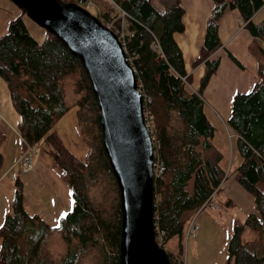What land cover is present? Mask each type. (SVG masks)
I'll return each mask as SVG.
<instances>
[{"label": "trees", "instance_id": "trees-1", "mask_svg": "<svg viewBox=\"0 0 264 264\" xmlns=\"http://www.w3.org/2000/svg\"><path fill=\"white\" fill-rule=\"evenodd\" d=\"M91 2L89 13L119 39L135 73L144 112L151 117L153 162L163 170L153 177L154 234L162 233V246L178 240L177 252L164 251L169 264L182 263L189 221L227 179L202 93L220 63L215 56L221 46L219 20L226 10L238 13L253 38L258 77L248 92L234 95L225 125L240 157L235 181L252 196L255 212L233 223L225 264H264V17L257 18L264 0H212L203 42L192 62V67L203 65L195 89L174 40L184 31L181 0ZM45 32L37 42L20 16L12 19L0 36V76L19 115L16 131L22 151L46 143L52 163L70 188L72 205L50 225L26 211L23 185L15 178L10 211L0 225V264H119V189L103 149L96 99L81 62L54 34ZM227 56L243 68L232 54ZM70 110L76 120L73 143L84 149L83 157L69 151L55 129ZM4 141L0 129V146ZM2 160L0 153V172Z\"/></svg>", "mask_w": 264, "mask_h": 264}, {"label": "water", "instance_id": "water-1", "mask_svg": "<svg viewBox=\"0 0 264 264\" xmlns=\"http://www.w3.org/2000/svg\"><path fill=\"white\" fill-rule=\"evenodd\" d=\"M11 1L54 34L88 76L100 112L103 149L119 189V264H169L154 242L153 150L144 126L142 97L118 38L75 3Z\"/></svg>", "mask_w": 264, "mask_h": 264}, {"label": "rangeland", "instance_id": "rangeland-1", "mask_svg": "<svg viewBox=\"0 0 264 264\" xmlns=\"http://www.w3.org/2000/svg\"><path fill=\"white\" fill-rule=\"evenodd\" d=\"M89 12H91V10ZM17 16H20L25 24L27 32L37 42H41L45 38V30L36 25L27 14L11 0H0V36L6 33L9 22ZM236 41L240 44L239 48H241L243 46L241 38L236 39ZM252 47H254V45H252ZM237 53L239 55L242 54V59L244 57L245 60L248 57L250 58V53L247 51L244 53ZM206 114L215 127L213 143L222 154L221 165L226 172L227 179L222 183L220 190L217 193L214 192L215 194L212 198V202L215 204V210L207 207L197 214L193 223V225L196 226L194 235L184 237V254L182 259L185 260L186 264H225L226 245L232 232L233 223L235 221H242L248 213L255 212L252 196L235 181L234 170L240 163L235 137L232 131L225 125L226 120L222 119L211 105H206ZM18 121L19 115L10 102L7 85L0 76V129L5 135V141L0 146V150H2L3 146L4 148L6 146L8 150L10 149L8 156L11 154L10 144H12L15 138L14 130L11 129L10 124L12 125L13 123L15 125ZM55 129L66 148L78 157H83L84 149L73 143L77 141V137L75 134V114L72 110L64 113L59 120H57ZM15 143H17V141ZM33 149L34 152L31 154V162L34 163L35 159L37 160L38 168H36V171L47 181L52 183L56 189H58L57 187L60 185V191L65 197H69V194H71L70 188L67 183L61 179L58 170L52 163L47 152L46 143L41 141L35 145ZM5 182L6 181H4L2 185L0 193V225L3 219L2 215L10 211L9 206L7 212H4V206L7 201L5 197L7 184ZM69 204L71 206V203ZM177 246V238H172L167 241L166 248L170 252H177Z\"/></svg>", "mask_w": 264, "mask_h": 264}, {"label": "crops", "instance_id": "crops-1", "mask_svg": "<svg viewBox=\"0 0 264 264\" xmlns=\"http://www.w3.org/2000/svg\"><path fill=\"white\" fill-rule=\"evenodd\" d=\"M181 4L184 9L182 17L184 31L175 34L174 40L181 51L186 73L191 78V86L195 89L203 74V65L192 67V62L197 58L203 42L205 23L212 8V0H181ZM262 17H264V10L257 14V18ZM218 34L221 46L215 52V56L220 60L219 67L203 90L202 97L207 105H211L219 116L227 121L231 115L234 95L248 92L257 80V59L252 47L253 38L245 30L244 25L240 24L238 13L235 10L224 12L219 20ZM238 38H241L243 45L241 48L236 41ZM246 51L250 53V58L248 57L246 60L245 57L242 59V54L237 53ZM227 53L232 54L243 68L237 67L228 58ZM16 126L17 124H10L15 136L14 139L12 138L14 141L10 144L11 154L8 156L10 149L8 150L6 146L0 150L3 158L0 172V193L4 181L7 184L5 192L7 201L4 212H7V208L10 206L13 182L15 178H18L23 185V205L26 211L38 215L48 224H56L58 218L70 209L71 194L69 197H65L60 191V185L56 189L52 183L42 177L36 171L38 168L36 159L34 163L31 162L30 169L22 167L20 163L22 143ZM16 141L17 143H15Z\"/></svg>", "mask_w": 264, "mask_h": 264}, {"label": "built area", "instance_id": "built-area-1", "mask_svg": "<svg viewBox=\"0 0 264 264\" xmlns=\"http://www.w3.org/2000/svg\"><path fill=\"white\" fill-rule=\"evenodd\" d=\"M90 5H91V3L89 2L88 4H86V7H89ZM143 117H144V126H145L146 130L151 135V133H152L151 125H150L151 117L148 115V113H146L144 111H143ZM152 148H153V143H152ZM29 152H30V148H28L27 151H25L21 157L22 165L24 167L30 166V153ZM153 159H154V154H153ZM152 166H153V175L154 176H159L162 174L163 170H162V168H160L159 163L153 162ZM206 205H208L210 209L215 208V205L212 203L211 200ZM195 230H196V226L193 225V222H190L188 225V229H187V236H193L195 233ZM155 242L157 243L158 246H162V233L161 232L156 233ZM178 264H179V261H178ZM181 264H186L185 260L182 259Z\"/></svg>", "mask_w": 264, "mask_h": 264}]
</instances>
